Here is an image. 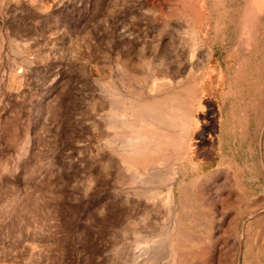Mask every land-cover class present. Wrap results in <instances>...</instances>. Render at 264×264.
<instances>
[{
    "label": "rangeland",
    "instance_id": "1",
    "mask_svg": "<svg viewBox=\"0 0 264 264\" xmlns=\"http://www.w3.org/2000/svg\"><path fill=\"white\" fill-rule=\"evenodd\" d=\"M0 264H264V0H0Z\"/></svg>",
    "mask_w": 264,
    "mask_h": 264
},
{
    "label": "bare ground",
    "instance_id": "2",
    "mask_svg": "<svg viewBox=\"0 0 264 264\" xmlns=\"http://www.w3.org/2000/svg\"><path fill=\"white\" fill-rule=\"evenodd\" d=\"M175 103L178 105L176 109L173 105ZM141 114H144L147 118L154 121L156 125L164 129L180 130L185 126L186 119L185 112L182 108V104L176 100H170L166 102L156 103V104H145L143 105ZM176 147V146H174Z\"/></svg>",
    "mask_w": 264,
    "mask_h": 264
}]
</instances>
